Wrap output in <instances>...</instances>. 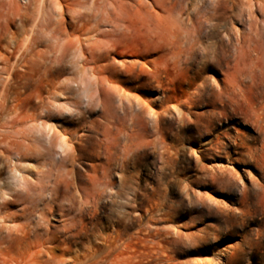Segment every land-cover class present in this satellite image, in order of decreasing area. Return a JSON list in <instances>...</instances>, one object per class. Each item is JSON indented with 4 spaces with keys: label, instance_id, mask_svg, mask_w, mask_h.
Returning <instances> with one entry per match:
<instances>
[{
    "label": "rangeland",
    "instance_id": "1",
    "mask_svg": "<svg viewBox=\"0 0 264 264\" xmlns=\"http://www.w3.org/2000/svg\"><path fill=\"white\" fill-rule=\"evenodd\" d=\"M206 1L211 6L212 0ZM138 7V0L122 4L120 0H0V29L18 9L66 22L74 21L71 15L90 17L94 23L95 14L134 16ZM227 26L235 29L227 48L239 59L231 61L230 70L235 72L236 67L242 87L232 95L246 116L253 111L263 115L264 125V24L258 35L261 49L256 50L236 40L247 33L248 22ZM0 47L9 54L2 43ZM114 60L126 59L114 55ZM123 67L117 75L123 101L111 91L113 104L122 106L112 130H122L115 142L85 130L74 109L55 108L48 121L56 135L44 159L17 162L20 171L14 180L8 173L11 161L0 156V205L5 211L0 214V237L7 255V263L0 260V264L16 259L32 264H264V128L259 134L253 116L250 121L240 115L219 116L217 131L201 135L191 125L180 128L177 121L166 120L162 127L168 131L164 138L170 152L162 156L163 137L150 114L159 110L161 92L155 82L149 84L144 76L127 73ZM6 71H0L1 85L13 73ZM66 72L64 76L73 75V69ZM205 74L210 91L226 93L219 70ZM252 74L257 75L255 84L249 78ZM163 79L168 82L171 76ZM8 81L12 94L17 82ZM180 81L171 84L172 94L187 87ZM8 91L3 93L10 105ZM81 93L85 106L87 98ZM58 95L62 98L55 99L57 106H67L74 98ZM168 106L169 118L178 116V110L187 111ZM210 108H196L198 114L188 117L205 118L199 113ZM98 114H88L87 123L103 132L104 119ZM5 132L0 128V140ZM21 176L26 181L19 180ZM223 176L232 181L230 189L222 185Z\"/></svg>",
    "mask_w": 264,
    "mask_h": 264
},
{
    "label": "bare ground",
    "instance_id": "2",
    "mask_svg": "<svg viewBox=\"0 0 264 264\" xmlns=\"http://www.w3.org/2000/svg\"><path fill=\"white\" fill-rule=\"evenodd\" d=\"M147 1L138 0L140 7L134 16L106 12L100 16L95 14L94 23L90 17L82 19L71 15L74 21L66 22L62 17L53 18L44 12L29 15L18 9L12 11L13 16L7 18L6 23L1 24L0 43L9 54L0 47V71L9 69L8 72L12 70L13 73L6 71L8 74L0 87L6 92L11 85L8 80L13 78L17 82L16 90H12V94L8 91L12 99L10 105L6 104L7 95L0 91L4 94L0 95V128L7 131L0 140V156L11 161L8 169L10 178L17 179L16 172L20 171L17 162L33 157L44 159L49 153L56 130L48 120L55 108L58 111L60 108L74 109L85 130L102 135L103 141L112 138L115 142L122 130H112L122 106L113 104L111 91H116L123 101L124 94L117 79L121 65L127 73L144 76L149 84L155 82L161 92L157 103L159 110H150V114L156 132L159 131L163 137L162 156L169 150L164 138L168 131L162 127L166 120L170 123L177 121L180 128L191 125L201 135H210L218 129L215 121L219 116L232 119L240 115L249 121L253 116L252 123L258 133L263 132L264 125L260 123L263 115L253 111L251 116H246L241 111L239 100L232 95L242 87L236 67L235 72L230 70L231 61L239 62V59L227 48L233 41L231 33L235 32L227 23L248 22L247 33L238 35L236 40L239 44L247 42L250 49H261L258 35L264 24V0H212L211 6H207L206 0ZM120 2L122 4L124 0ZM142 9L143 12L140 11ZM12 24L15 29L11 28ZM138 39L143 46L137 42ZM114 55L126 60L117 63ZM67 69H73L72 76H64ZM216 70L223 74L221 80L226 93L222 90L214 93L205 85L209 80L205 73H216ZM168 75L171 80L165 82L163 77ZM256 76L249 75L253 84ZM179 80L187 87L181 88L180 94H172L171 84ZM58 92L67 98L74 94L73 101L67 106H57L55 99L62 98ZM81 92L87 98L85 106L82 105ZM169 103L185 107L187 111L178 110V116L169 118ZM205 106H211L205 113H199L205 118L188 117L196 116L198 113L193 110ZM228 106L231 107L229 111L226 109ZM95 111L104 119L103 132L87 123L90 121L87 120L88 114ZM239 143L236 141L237 146ZM124 151L130 152L128 144L124 145ZM215 176L212 179L217 178ZM220 178L222 185L230 189L232 181L224 176ZM19 180L26 181L24 176ZM2 212L5 211L0 205V214ZM3 243L4 237H0V260L7 263ZM16 260L10 264H32L25 259Z\"/></svg>",
    "mask_w": 264,
    "mask_h": 264
}]
</instances>
